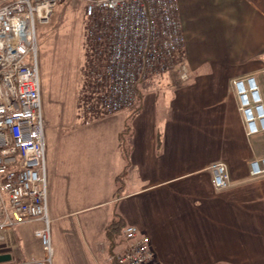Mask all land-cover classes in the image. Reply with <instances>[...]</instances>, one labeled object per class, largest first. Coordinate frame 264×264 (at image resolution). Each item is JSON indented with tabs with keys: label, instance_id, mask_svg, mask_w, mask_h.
Returning <instances> with one entry per match:
<instances>
[{
	"label": "crops",
	"instance_id": "crops-1",
	"mask_svg": "<svg viewBox=\"0 0 264 264\" xmlns=\"http://www.w3.org/2000/svg\"><path fill=\"white\" fill-rule=\"evenodd\" d=\"M178 1L190 77L178 84L166 70L141 80L129 160L120 133L134 108L70 122L77 133L65 143L75 154L64 145L54 158L45 143L53 264H119L111 256L121 232L115 245L108 236L116 213L148 237L157 264H264V175L250 174L264 132L246 133L234 89L237 77L264 72V0ZM217 161L230 175L222 189L212 182ZM43 224L5 233L12 259L4 264L41 256Z\"/></svg>",
	"mask_w": 264,
	"mask_h": 264
},
{
	"label": "built area",
	"instance_id": "built-area-1",
	"mask_svg": "<svg viewBox=\"0 0 264 264\" xmlns=\"http://www.w3.org/2000/svg\"><path fill=\"white\" fill-rule=\"evenodd\" d=\"M83 1L93 96L92 103L81 105L85 112L112 114L135 107L138 86L148 73L175 70L181 81L189 79V66L180 59L185 37L178 0ZM60 2L0 0V254L9 250L6 232L40 219L44 224L35 234L43 253L32 264H53L54 258L36 40L37 25L47 23ZM234 89L246 133L264 132V98L256 75L237 77ZM212 169L214 186L227 187V164L217 161ZM250 174L264 175V154L252 156ZM111 258L119 264H157L148 237L131 223L123 227Z\"/></svg>",
	"mask_w": 264,
	"mask_h": 264
},
{
	"label": "rangeland",
	"instance_id": "rangeland-1",
	"mask_svg": "<svg viewBox=\"0 0 264 264\" xmlns=\"http://www.w3.org/2000/svg\"><path fill=\"white\" fill-rule=\"evenodd\" d=\"M85 28L83 0H61L50 20L37 25L36 42L45 115V143L50 140L54 145V158L65 153V150L61 149L64 145L67 147L66 151L75 154L74 143L68 141L65 143V139L72 134L70 131L73 130L74 135L77 133V131L74 133L76 130L74 124L68 125L70 122L79 118L88 121L92 119L89 117L92 114L101 116L102 120H111L114 116H119V119L121 116L115 115L117 112L100 114L96 110L90 111L91 109L85 112L86 107L81 106L89 105L93 99L89 93L90 85L87 80L89 53L86 49ZM153 74L148 73L144 78L147 79ZM256 78L264 97V72L257 74ZM159 86L161 95V90L164 89L162 84ZM83 115L89 119H84ZM258 143L261 145L259 151L264 153V138Z\"/></svg>",
	"mask_w": 264,
	"mask_h": 264
},
{
	"label": "trees",
	"instance_id": "trees-1",
	"mask_svg": "<svg viewBox=\"0 0 264 264\" xmlns=\"http://www.w3.org/2000/svg\"><path fill=\"white\" fill-rule=\"evenodd\" d=\"M170 73L177 74V72L174 71V70H170ZM177 81H178V84H180L181 79L179 78V76H177ZM138 90H139V94H140V84L138 86ZM138 110H139V106H135L133 111H132V114H131L130 118L126 122V126H125L124 131H122L120 133V145H121V148L123 150V154L125 156V159L127 161L129 160V155H130V151H129L130 145H129L128 141H127L128 137H129V134H130V129H131L130 122H131L132 116ZM127 166H128V164H126V167L124 168V170L120 174H118L116 176V181L118 182V186H119L118 189L124 183V176L126 175ZM124 226L125 225L123 224L120 215L116 213L114 215V217L112 218V220H111V222L109 224V228H108V236H109V238L112 239V242H113L114 245L117 243V236L122 231Z\"/></svg>",
	"mask_w": 264,
	"mask_h": 264
},
{
	"label": "water",
	"instance_id": "water-1",
	"mask_svg": "<svg viewBox=\"0 0 264 264\" xmlns=\"http://www.w3.org/2000/svg\"><path fill=\"white\" fill-rule=\"evenodd\" d=\"M11 259H12V254L9 252L0 254V261H7Z\"/></svg>",
	"mask_w": 264,
	"mask_h": 264
}]
</instances>
